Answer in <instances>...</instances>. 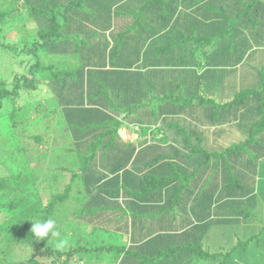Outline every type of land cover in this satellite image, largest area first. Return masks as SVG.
I'll list each match as a JSON object with an SVG mask.
<instances>
[{
  "label": "trees",
  "instance_id": "1",
  "mask_svg": "<svg viewBox=\"0 0 264 264\" xmlns=\"http://www.w3.org/2000/svg\"><path fill=\"white\" fill-rule=\"evenodd\" d=\"M29 1L32 5L29 9L31 15L27 16L28 9L23 5L24 0H0V33L5 28H16L19 32L26 30L29 28L30 22L34 25L36 23L35 28H37L35 34L32 33V30L27 29L29 34L28 43L7 44L8 42H5L6 37L1 36L0 51L4 52L7 57L10 56L8 62L4 61L8 66L7 72L10 69L13 70L14 66L17 69H15L10 80L5 78L6 74L0 72V119L3 118L4 110L7 109L5 117L9 118L10 128L14 130L15 125L21 123L22 119L27 120V115L37 118L41 111L39 106H44L42 105L44 102H42V99H39L36 105L31 102L34 101L36 91L42 84H45L49 88L47 100L53 97L52 99L56 100L58 105H56V112L53 113L44 108V117L47 118L54 115V113L58 114V110H60V122L58 120L60 129L55 133L56 135H52L54 139L57 141L62 135L65 138L62 144L70 141L72 144L77 145L78 151H81L82 148L88 151L87 146L92 144L90 151H93V154L88 157V155L83 156L78 153L75 147L63 148L64 151L67 150L73 154L64 158L62 156L64 151H62L58 156L59 159L63 162L77 164L75 170L68 169L72 173L71 181L64 186L63 193L53 194L47 205L42 206L41 203L37 202L40 206L32 207L33 212L29 213V216L26 214L28 217L23 216V218L21 216V218L5 221L1 229L9 237L12 236L13 239L6 241V247L2 249V252L10 254L16 246L21 244L32 249L31 264H42L36 261L37 258L41 257H52L55 263L60 261L61 264H71L75 257L91 254V249L88 247L89 241L83 235L76 234L74 236L76 242L72 243L68 250L63 248L53 250L50 246L51 236L47 241L41 240L38 242L34 234L31 233L32 219L44 215L45 217H53L57 222L56 217H54L56 209L60 205L63 206V203L72 196L73 200L79 203L76 211L83 206L84 213H86L84 216L91 220H99L102 218L103 210L98 209L100 207H98L97 202L102 198L105 199L106 194L113 191H118V193L123 191V195H126V193L127 195L131 194L128 185L131 183L129 180L134 178V165L137 161V155L128 152V154L125 153L124 157L118 158L116 155L112 156V150L108 147L114 144L113 134H118L122 126V120L130 119V116H132L134 111L131 110L137 97L145 87L154 84V82L145 79L148 67H142L140 62L136 63V60H140L135 58L137 53L133 50V52H129L120 48L124 41L128 39V34L124 30L116 31L115 28L120 27H118L117 21L114 20L116 17L114 10L127 2L129 3L130 0L114 2L115 6L110 7L109 13H106L108 18L110 12L113 13V16L111 15L105 26L98 22V17L92 16L93 14L86 6L87 0ZM166 1L170 0H145L140 9L141 11L147 10L149 18L157 25H163L166 28H180V30L173 31L167 37L166 45L161 47H164L165 51L175 48L179 51L184 49L183 52L186 54L187 59L195 60L204 57V60H202V63L199 61V65L195 64L186 68L193 75L191 82L195 83V88L192 86L194 90L187 91L189 96H193L192 98H183L188 96L177 87L181 84L179 82L175 87L180 97H175L173 94L174 88H169L160 91L156 96L158 103L170 106L169 98L172 97L183 105L186 104V100L189 104L198 101L199 108L207 111L210 109L206 115V120L216 123L217 126L229 123L231 119L235 120L243 117L248 112H252L255 116L251 118L250 128L245 130L244 128L247 127L243 126L241 128V133L249 130L247 135H244L246 137L242 142L219 150L220 152H206L205 163L222 156L225 160L231 157V165L226 164L224 160L218 161V163L215 160L209 165V169L213 170L216 162L221 167L219 169L220 174L222 173L221 189L232 190L227 187H240L241 182H243L240 179V173L234 172L237 165L245 161L242 156H246V153L252 154L246 157H248V164L251 165V170H254L255 175L260 158L264 160V68L257 66L264 57V0H248L246 7L243 6L244 10H242L239 0H196L192 11L181 12L176 19L175 13L169 12L167 16ZM40 4H43L44 7H39ZM240 11L243 12L242 16L244 18L248 16L246 20L239 19ZM33 16L37 17L36 21ZM167 19L169 22L165 23L164 21ZM176 24H179L180 27ZM101 28H105L104 33L109 38L112 34L116 38L107 40V38L101 37L100 41L103 39L105 46L101 45L102 43L97 45V43L92 42L94 45H92V50L86 49L87 41H90L87 38L89 33L100 31ZM134 28H137V26ZM146 28L154 27L147 25ZM224 34L229 35V37H224ZM69 37L72 39L70 40ZM99 49L101 50L99 51ZM93 59L98 60V65L94 64V67L90 68L87 62ZM0 62L4 65L2 60ZM246 65L247 69L245 68ZM109 67L110 69H108ZM9 72L11 73V71ZM55 86H60L58 93L54 91ZM232 89L233 97L229 99L226 94L230 93L232 96ZM52 91L53 93H51ZM66 94L72 97L64 101L63 98ZM126 97H128V100L133 98L135 101L127 100L125 102ZM20 98L26 101L24 107L16 103V100ZM31 98L33 101L30 100ZM40 101L41 103H39ZM9 106L10 108H8ZM27 106L33 110L29 111ZM64 107L68 109V117L72 120L74 119L73 115H79L77 113L91 112L90 114L85 112L84 125L81 129L77 128V131L80 132L79 138L74 136L73 131L67 126L65 118L63 119L61 116ZM175 108L177 107H173L171 110L175 111ZM23 109H25L24 112ZM171 113L176 117L175 112ZM121 114L122 118L120 119ZM12 121L14 124H12ZM184 134L187 136L186 133ZM10 135V138L14 137L11 133ZM71 135L77 141H73ZM87 135L91 137V140H85ZM195 136L198 137L196 133ZM189 142L191 141L189 140ZM58 144H60V140ZM198 146L200 144H193L192 150L198 148ZM153 147L155 145L150 144L145 150L153 154H150V158L147 159L151 161L147 163L146 167L143 165V173L137 180L139 189L133 196L138 200L152 194V191L160 187H168L171 183L179 184V182L172 179L174 174L170 170L166 175L162 173L167 168V163L170 166L171 162H162L157 165L160 160L155 157L156 150ZM82 154L85 153L82 151ZM253 154L256 155V159ZM137 170H140L139 166ZM159 171L161 176L157 175ZM177 175L181 177L180 174ZM229 177L235 178V181L229 183ZM75 178L79 180L81 186L72 195ZM183 179L188 181V175ZM248 180L249 177L247 176ZM27 185H29V181L27 178L22 177V173L13 175L12 178L0 177V213L3 208H8L9 211L15 210L24 202L23 197L17 199H9L8 197L16 192H26L28 190ZM181 186L186 185L180 183ZM125 190L126 192H124ZM214 191L215 189H212L213 194ZM132 200L135 199L132 198ZM221 201L222 204L220 205L222 206L219 205V207L224 208L228 202L234 201V199L230 194L224 196ZM31 209L29 210L31 211ZM16 214L14 212V216ZM140 221L144 222L146 220ZM71 222L73 221L71 220ZM142 222L140 223L143 224ZM258 236L259 234L251 236L246 243L241 242L237 248L242 244L245 245L244 247H250L251 242ZM152 237L151 241L166 237L173 242L176 240L161 233ZM151 241L133 247L136 249L147 248ZM119 248V246L108 245L97 249L99 252L109 250L114 256L112 260L118 261L116 257L120 256ZM130 249L128 250L130 251ZM166 249L160 251L161 254L165 253ZM244 249L247 250V248ZM146 250L143 249L144 252ZM173 251H186L192 256H197L199 260L212 259L219 261L222 259L219 264H227L233 257L229 252H209V250L203 248L200 240L194 239L180 242L175 245ZM122 252L123 254L126 252L125 247H122L121 254ZM143 255L146 256V253ZM91 257V261L95 263H99L100 260L104 259L101 255ZM112 260L109 259L113 262ZM137 263L142 264V261L139 260Z\"/></svg>",
  "mask_w": 264,
  "mask_h": 264
},
{
  "label": "rangeland",
  "instance_id": "2",
  "mask_svg": "<svg viewBox=\"0 0 264 264\" xmlns=\"http://www.w3.org/2000/svg\"><path fill=\"white\" fill-rule=\"evenodd\" d=\"M116 1L124 2L127 0H87L86 6L89 8L90 13L93 14L92 16L98 17V22L105 26L111 15L113 16V13L110 12L108 18L106 13H109L110 7L113 8L115 6L114 2ZM144 1L145 0H130L129 3L127 2L128 4L121 5L117 10H114L116 15L114 20L117 21V25L120 27L115 28L116 31L119 32V30H124L128 34V39L126 38L127 40L124 41L120 48L126 51L128 50L129 52L132 50L136 52L137 55L136 57L134 55V57L136 59H141L142 67H148V73L145 75V79L154 82V84L152 83V85L142 90L136 101L133 98L128 100V97H126L125 102L127 100L135 101L131 110L134 112L132 116H130V119H136L141 124V129L134 125L129 129L127 135L131 137L130 139L137 138L138 136L142 137L141 140L135 143L137 150H140L138 146L144 145V136L148 138V135L152 134L153 130L156 131L155 127H158V131H162L164 134L165 140L159 139L155 141L162 144V150L153 147L156 150L155 157L157 160H161L162 158L181 160V162L178 163L181 164L180 167L186 168L185 171H181L184 172V175L188 174V181L181 179L179 180V184H189L191 187L203 184L200 197H204L205 199H203V207L200 206L201 208L198 210L201 217L198 223H196L202 224L199 227L189 229L187 234H190V239L200 240L203 244V248L209 250V252H229L232 254L233 257L227 264H264V160L260 158L258 163L259 167L255 175L254 170H251V165L248 164V157H246L252 154L246 153V156H242L245 158V161L239 163L234 172L240 173V179L243 182H241L240 187H227L232 190H227L226 188L223 190L221 189L222 173L220 174L219 169L221 167L217 164L218 161L224 160L226 164L231 165V157L227 160H225L223 156L221 158H216L215 160L217 163L215 162L216 166L213 170L209 169V165L215 160L205 163L207 151L215 152L223 150L236 143L242 142L244 137H246L244 135H247L249 130L241 133V128L243 126L247 127L244 128V130L250 128L249 126L252 123L251 118L254 114L248 112V114L243 117H239L235 120L231 119L229 123L224 125L219 124V126H217L214 122L204 120L202 115L197 113L210 111V109L207 111L199 108L197 105L198 101L189 104L186 100V104L183 105L179 104L172 97L169 98L170 106H164L158 103L156 96L160 91L169 88H174L173 94L175 97L179 98L180 96H178L175 87L179 82L181 84L177 87L188 96L183 98H192L193 96H189L187 91H193L195 83L191 82L193 79L192 73L184 74L182 71L184 67L173 65V68L169 67V69H173V71L167 70L164 72L156 68V64L160 62L162 56H165V49L161 46L166 45L167 37L173 31L180 30V28H166L163 25H157L152 22L151 18H149V13L147 14V10H140ZM195 2L196 0L166 1L167 5L165 7L168 9L165 8V10L167 16L169 12L172 14L175 13L176 19L181 12L192 9ZM247 3L248 0H239L242 10H244L243 6L246 7ZM30 4L31 2L29 0H24L23 2V5L28 9L27 16L31 15L29 9L32 5ZM39 7H44V5L40 4ZM242 15L243 12L240 11L239 19L246 20L248 16L244 18ZM33 18L36 21L37 17L35 18L33 16ZM164 22L167 23L169 20L167 19ZM30 23L27 29L32 30V33L35 34L37 30V28H35L36 23L35 25L34 23ZM86 23L90 24V22L87 21ZM147 25H151L154 28H146ZM135 26H137V28H134ZM176 26L180 27L179 24H176ZM27 29L19 32L16 28H5V30L0 33V40L2 39L1 36H5L8 40H5V42H8L7 44L17 42L28 43L27 38L29 34L27 33ZM104 29L105 28H101L100 31H91L89 33L87 36L90 40L87 41L89 47L87 45L88 48L86 47V49L92 50L94 46L92 42L97 43V45L102 43L101 45L105 46L104 40L102 39V41H100L101 37H105L107 40L116 38L113 34L110 35L109 38L108 35L104 33ZM224 37H229V35L224 34ZM69 39L71 40L72 38L69 37ZM100 50L101 49H99V51ZM9 58L10 56L7 57L4 52L0 51V60H2V62H8ZM195 60L197 65H199L200 62L202 63V60H204V57H202V59L196 58ZM87 64L92 68L94 64L98 65V60L93 59L92 61H88ZM247 65L249 66L250 64ZM247 65L245 67L246 69ZM257 66L264 68V57H262V60ZM14 67L13 70H9L11 73L9 71L8 73V66L5 62L4 65L0 62V72L6 74L5 78L8 80L12 79L15 69H17L16 66ZM192 86H194V88H192ZM59 89L60 86H55L54 91L58 93ZM232 92L233 89L231 93ZM51 93H53V91ZM226 95L229 99L233 97V93L232 96L230 93ZM48 96L49 88L45 84H42L35 93V97L33 98L34 101L32 98L30 99L33 101L31 102L33 105H36L39 99L43 100L42 102L44 103L42 105L44 106H39L41 109L39 116L36 118L35 116L27 115V120L22 119L21 123L15 125L14 130L10 128L11 122L9 118L7 119V117H5L7 109L4 110L3 118L1 117L2 119H0V177L12 178L13 175L22 173V177L27 178L29 181V185H27L28 190L26 192H16L8 197L9 199L23 197L24 202L15 210L9 211L8 208H3L0 213V263L3 264H31L30 259L33 253L30 247L21 244L16 246L10 254L2 252V249L6 247V241L13 239L12 236L9 237L8 234L1 229L5 221L27 216L26 214L29 216V213L33 212L31 209L32 207L40 206L37 202L45 206L50 202L53 194H57L58 192L63 193L64 186L69 183L72 178V173H70L71 171H68V169L73 171L77 167L76 163L63 162L58 157L60 153L64 151L65 147L67 149L75 147L77 151L78 148L76 144L74 145L70 141L62 144L65 139L62 135H60L57 141L54 139V136H52L56 135L55 133L60 129L58 127V120L60 122V110H58V114L54 113L52 116L50 115L47 118L44 117V108L53 113L56 112V105H58V102L52 99L53 97L49 98L52 101L49 99L47 100ZM70 97L72 96L66 94L63 99L65 101ZM16 103L23 107L26 105L25 99L22 98L16 100ZM39 103H41V101ZM119 107L120 104L118 103V108ZM173 107H177L175 111L171 110ZM8 108H10V106ZM27 108L29 111L33 110L29 109V106H27ZM67 110L68 109L64 107L61 116L63 119L65 118L64 120L69 129L73 131L72 133H74V136L79 138L80 132L77 131V128L81 129L84 125L86 114L85 112L77 113L79 115H73L72 117L74 119L72 120V118L69 119L70 117H68L69 113ZM22 111L24 112L25 109ZM168 112H175L176 119L168 115ZM200 116L202 119L196 121L197 119L195 118H200ZM121 118L122 114L120 119ZM170 122H172V126L168 125ZM12 124H14L13 121ZM232 125H234L232 128H228ZM124 128L126 127L122 126L120 130ZM191 130L198 135L197 139L199 142L197 140L195 141V138H188V136H185V131L188 133V131L191 132ZM9 132L15 139L9 137ZM74 136L71 135L70 137L73 141H77ZM113 138H115L114 144L108 147L112 150V156L116 155L118 158H121L124 157L125 153H131V146L125 144V139L121 137L119 131L118 134H113ZM151 138H157L155 133L150 139ZM59 140L60 144H58ZM85 140L89 141L91 137L87 135ZM170 140H173V143H169ZM189 140L191 142H189ZM165 143L169 145L167 144L164 146ZM193 144H200V146L194 148V151L192 150ZM91 148L92 144H89L86 148L88 151L82 148L78 153L90 157L93 154V151H90ZM73 151L75 152V150ZM82 151L85 154H82ZM63 154L62 156L67 158V156H71L73 153L66 150ZM97 155L100 156L99 154ZM253 156L255 159L257 158L255 154H253ZM147 159H149V156L146 151H143L142 157L137 158L134 170L138 168L139 162L146 167L147 163L151 161ZM172 165L174 166V164ZM162 173L165 175L168 174L169 167ZM247 176L249 177L248 181ZM231 181H235V178L229 177L228 182L230 183ZM74 182L72 195L75 194L77 188L81 186L78 179L75 178ZM128 188H130V185H128ZM212 189H215L214 194L212 193ZM110 193L104 196L105 199L102 198V200L97 202L98 207H100L98 209L103 210L102 218L99 220H91L84 216L86 213H84L83 206L76 211L79 203L75 202L72 196L63 203V206L60 205L59 208L56 209L54 217L57 219L56 223L61 234L60 238L64 239L66 243H64L62 247H57L59 238L51 237V249L63 248L64 250H68L69 246L76 242L74 236L76 234H81L89 241L88 247L91 249V254L87 256L86 254L77 256L71 264H138L137 261L139 260L142 261V264H219L222 260H199L197 256H192L186 251L174 252L173 249L175 245L179 243H174L168 237L161 239L156 238L151 241L148 244L149 246L146 245L148 246L147 248H143L148 250L145 252L143 249L134 248L133 246L135 240H137V233L139 235L138 239L149 237L155 233H161L177 240L179 238L176 236L178 229L192 222L189 221V224H187V220H183V217L179 216L189 214L190 218L195 217L191 215L190 209L182 204L176 207L171 206L166 210L168 211L167 214L171 217L172 215L176 216H174L175 218L172 217L171 221H166L165 219L161 220L162 210H159L153 216L148 213L137 214L133 209L127 207L128 204L124 202L123 191L119 193L118 191H113ZM230 194H232L234 201L228 202L224 208L218 207L222 202V198ZM136 195L138 196V194ZM147 196L148 195L145 197ZM29 209H31V211ZM14 212L17 213L15 216ZM149 216H151V218L148 219ZM137 218L146 220L142 222L143 224L139 226V228L137 227L139 224H137ZM46 219H53V217H45L44 215L43 217H36L32 219L31 227L34 220ZM71 220L73 222H71ZM204 221H206V223H204ZM150 222H152L151 225H149ZM258 234L259 236L251 242L250 247H244L245 245L242 244V246L240 245V247L237 248L241 242L246 243L251 236ZM108 245L120 247L118 249L120 256L116 257L118 261L112 260L114 256H112L109 250L99 252L97 249ZM122 247L126 249L124 254L123 252L121 254ZM129 248H131L130 251L128 250ZM165 248H167L166 252L161 254L160 251ZM244 248H247V250ZM145 253L146 256L143 255ZM97 255H101L104 259L102 261L100 260L99 263L92 262L90 259L92 258L91 256ZM109 259L113 262L109 261ZM53 260L52 257H41L37 258L36 261L42 264H61L60 261L55 263Z\"/></svg>",
  "mask_w": 264,
  "mask_h": 264
},
{
  "label": "crops",
  "instance_id": "3",
  "mask_svg": "<svg viewBox=\"0 0 264 264\" xmlns=\"http://www.w3.org/2000/svg\"><path fill=\"white\" fill-rule=\"evenodd\" d=\"M188 11H192V9H189ZM162 32V31H161ZM184 51V49H183ZM183 51H179L177 50V48L173 49V50H167L164 52L165 56H162L161 60L159 63L156 64V68L159 69V71H173V69H169L173 68V65H178L181 67H184V69H182V71L184 72V74L190 73L189 69H186L188 67H191V65H195L197 64L196 60H191V59H187L186 58V54ZM141 63L142 61L140 60H136V63ZM167 66V69H166ZM110 69V67L108 68ZM166 69V70H165ZM168 73V72H167ZM170 73V72H169ZM74 108V107H73ZM88 114H90L91 112L89 111H85ZM169 113V112H168ZM171 113V112H170ZM170 115L173 119H176L175 116H173V113ZM198 114L202 115L203 119L206 120L207 118V114L208 112H197ZM199 119H202L201 116L200 118H198L196 121H198ZM195 121V122H196ZM138 126L139 129H141V124L140 122H138L136 119H127V120H122V126H125L126 128H124L126 130V134L129 133V129L132 128L133 126ZM168 125L172 126V122L168 123ZM121 126V127H122ZM156 131H152V134L148 135V138H146V136H144V140L145 143L143 146L139 145L138 148L140 150H137V147L135 145V143L139 140H141L142 137H135L134 139H130L131 137L129 135H127V138L125 139V144L130 145L131 146V154H134L135 156L137 155L138 157H142V152L147 150L148 145H155L156 148H159L160 150H162V144L159 142H155L156 140L159 139H164V134L162 133V131H158V127H155ZM120 131V129H119ZM155 133L157 138H151L153 136V134ZM186 135L188 136V138H195L194 140L199 141L196 137L194 136L195 133L193 130L188 131V133L185 131ZM140 135V133H139ZM165 140V139H164ZM169 143H173V140H170ZM168 143H165V145H167ZM169 145V144H168ZM149 158H150V154L153 153H149L147 152ZM136 158V159H137ZM165 160V161H163ZM171 162L170 166L169 163H167V165L169 166V170L172 169L173 167H175L174 169H172L171 173L174 174L172 179L174 181L179 182V180L183 179L184 177H186L188 174L184 175V172L186 168L185 167H180L181 164H179L178 162H181V160H170V159H161L160 161H158L157 165H160L162 162ZM174 164V166L172 165ZM167 166V167H168ZM139 167L140 170H134V178L130 179L129 181H131L130 185V192L131 194L124 195V202L128 204V208L133 209L137 214H142V213H148L150 215H154L155 213H157L159 210H162L163 212H161V216L162 219H165L166 221H171L172 217H174L175 215H172V217L167 214L168 211H166L169 207L171 206H177V205H185L186 207H188L190 209V213L193 217L195 218H190L189 214L185 215V216H179V217H183V220H187V224H189V221H192L189 225L187 226H182L180 229H178V231L176 232V236H178L179 238L177 240H174L175 242H186L187 240H190V234H187L189 229L191 228H196L201 226V224H196L198 223L199 218L201 217V215H199L198 210L199 208H201L200 206L203 207L202 203H203V199H205L204 197H200V193L202 191V187L203 184H199V185H195L193 187H191V185H186V186H181L180 184H170L168 185V187H160L154 191H152V194H149L147 197H144L143 199L140 198V200H138V198H136L135 196H133L134 193H136V191L139 189V185H138V178H140L139 176L142 175L143 173V164L139 162ZM182 170V171H181ZM177 174H180L181 177H178ZM158 176H161V172L159 171ZM133 177V176H132ZM134 180V181H132ZM132 182H134L132 184ZM126 192V190L124 191ZM131 197V198H130ZM135 199V200H132ZM197 203V204H195ZM222 204V202L220 203ZM219 204V205H220ZM222 206V205H220ZM167 207V208H166ZM219 207V206H218ZM205 208V207H204ZM197 210V211H196ZM165 212V213H164ZM176 217V216H175ZM174 217V218H175ZM137 224H138V228L139 226H142V224H140V219H137ZM204 223H206V221H204ZM152 222H150L149 225H151ZM181 233V234H180ZM157 234V233H155ZM150 235L149 237H144L142 239H138V233H137V240H135L134 245L138 246L144 242L147 241H151V239H153V235Z\"/></svg>",
  "mask_w": 264,
  "mask_h": 264
},
{
  "label": "clouds",
  "instance_id": "4",
  "mask_svg": "<svg viewBox=\"0 0 264 264\" xmlns=\"http://www.w3.org/2000/svg\"><path fill=\"white\" fill-rule=\"evenodd\" d=\"M31 233L34 234V237L39 242L41 240H48L51 236L52 238H59L57 242V247H62L66 241L60 238V231L57 228V223L54 219L46 220H34Z\"/></svg>",
  "mask_w": 264,
  "mask_h": 264
},
{
  "label": "water",
  "instance_id": "5",
  "mask_svg": "<svg viewBox=\"0 0 264 264\" xmlns=\"http://www.w3.org/2000/svg\"><path fill=\"white\" fill-rule=\"evenodd\" d=\"M119 133H120V135H121L122 138H124V139L127 138V134H126V130H125V129H121V130L119 131Z\"/></svg>",
  "mask_w": 264,
  "mask_h": 264
}]
</instances>
